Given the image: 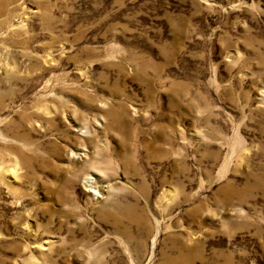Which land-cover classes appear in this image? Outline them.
Wrapping results in <instances>:
<instances>
[{"label": "rangeland", "instance_id": "obj_1", "mask_svg": "<svg viewBox=\"0 0 264 264\" xmlns=\"http://www.w3.org/2000/svg\"><path fill=\"white\" fill-rule=\"evenodd\" d=\"M0 264H264V0H0Z\"/></svg>", "mask_w": 264, "mask_h": 264}, {"label": "bare ground", "instance_id": "obj_2", "mask_svg": "<svg viewBox=\"0 0 264 264\" xmlns=\"http://www.w3.org/2000/svg\"><path fill=\"white\" fill-rule=\"evenodd\" d=\"M86 183V182H85Z\"/></svg>", "mask_w": 264, "mask_h": 264}]
</instances>
